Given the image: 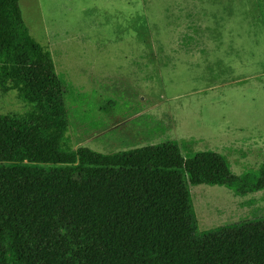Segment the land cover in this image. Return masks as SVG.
<instances>
[{"label":"rangeland","instance_id":"374dc122","mask_svg":"<svg viewBox=\"0 0 264 264\" xmlns=\"http://www.w3.org/2000/svg\"><path fill=\"white\" fill-rule=\"evenodd\" d=\"M71 84L68 142L111 154L177 140L236 175L264 165V0H20ZM31 107L0 92L1 114ZM200 232L264 218V190L190 189Z\"/></svg>","mask_w":264,"mask_h":264},{"label":"trees","instance_id":"16d2710c","mask_svg":"<svg viewBox=\"0 0 264 264\" xmlns=\"http://www.w3.org/2000/svg\"><path fill=\"white\" fill-rule=\"evenodd\" d=\"M20 0H0V92L31 109L0 113V264H264V218L200 232L191 187L264 190V165L185 156L177 140L111 154L68 142L66 93Z\"/></svg>","mask_w":264,"mask_h":264}]
</instances>
